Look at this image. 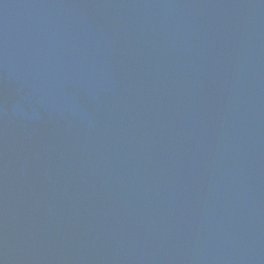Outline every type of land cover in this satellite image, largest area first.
<instances>
[{"label": "water", "instance_id": "95a60500", "mask_svg": "<svg viewBox=\"0 0 264 264\" xmlns=\"http://www.w3.org/2000/svg\"><path fill=\"white\" fill-rule=\"evenodd\" d=\"M0 264H264V0H0Z\"/></svg>", "mask_w": 264, "mask_h": 264}]
</instances>
